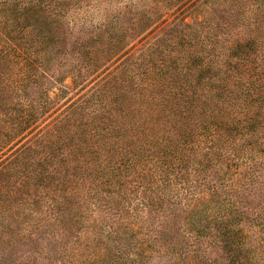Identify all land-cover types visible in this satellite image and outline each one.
I'll return each instance as SVG.
<instances>
[{
    "label": "trees",
    "instance_id": "trees-1",
    "mask_svg": "<svg viewBox=\"0 0 264 264\" xmlns=\"http://www.w3.org/2000/svg\"><path fill=\"white\" fill-rule=\"evenodd\" d=\"M68 1L1 3L0 242L22 229L39 231L42 216L53 212L71 228L83 219L71 204L82 208L90 200L94 216L110 203L112 211L135 219L138 210L151 212L167 190L188 207L204 206L231 188L224 182L233 169L244 172L240 150L258 144L264 157V55H257L261 63L255 48H246L219 63L192 24L173 38L172 49L132 53L87 98L36 130L61 107L49 90L65 92L62 76L51 81L45 68L54 51L50 41L61 43L56 11ZM121 50L113 43L85 44L82 55L97 66L120 59ZM258 164L264 159L246 171L248 181L259 179ZM136 196L137 206L126 207ZM139 219L121 223L133 228L145 223Z\"/></svg>",
    "mask_w": 264,
    "mask_h": 264
},
{
    "label": "rangeland",
    "instance_id": "rangeland-1",
    "mask_svg": "<svg viewBox=\"0 0 264 264\" xmlns=\"http://www.w3.org/2000/svg\"><path fill=\"white\" fill-rule=\"evenodd\" d=\"M60 8L54 25H60L61 43L57 47L55 38L50 41L54 51L45 74L51 81L62 76L59 85L65 92L58 87L49 90L61 107L36 130L68 104L87 98L95 84L132 53L151 46L172 49L178 43L173 38L186 25L197 27L201 36L195 31L196 35L219 63L235 59L246 48H255L256 59L258 53L264 55V0H71ZM99 43L116 44L122 47L119 54H125L117 59L112 52L116 56H110V62L98 60L97 66L89 58L88 64L83 46ZM252 145L239 151L244 172L234 174L233 169L224 182L231 188L204 206L188 207L185 198L175 199L167 190L151 205V212L138 210L145 223L130 228L121 221L140 217L112 211L110 203L99 217L91 214L94 200L82 208L71 204L75 212H82L80 223L68 228L59 214L43 215L39 231L22 229L4 237L0 264H264V165L256 166L261 173L256 182L248 181L246 173L264 157L261 146ZM137 197L127 200L126 207L137 206Z\"/></svg>",
    "mask_w": 264,
    "mask_h": 264
}]
</instances>
